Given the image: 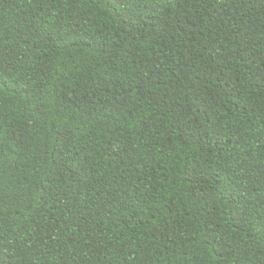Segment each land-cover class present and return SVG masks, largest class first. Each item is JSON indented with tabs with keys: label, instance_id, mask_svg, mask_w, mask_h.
Here are the masks:
<instances>
[{
	"label": "trees",
	"instance_id": "obj_1",
	"mask_svg": "<svg viewBox=\"0 0 264 264\" xmlns=\"http://www.w3.org/2000/svg\"><path fill=\"white\" fill-rule=\"evenodd\" d=\"M0 264H264V0H0Z\"/></svg>",
	"mask_w": 264,
	"mask_h": 264
}]
</instances>
